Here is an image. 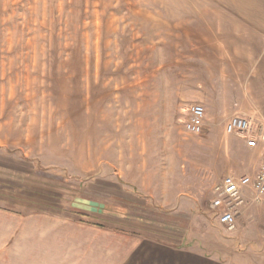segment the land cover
<instances>
[{
	"label": "rangeland",
	"instance_id": "rangeland-1",
	"mask_svg": "<svg viewBox=\"0 0 264 264\" xmlns=\"http://www.w3.org/2000/svg\"><path fill=\"white\" fill-rule=\"evenodd\" d=\"M263 12L264 0H0V264H220L224 246L242 251L211 201L263 152L224 131L244 111L264 128L251 96L264 103V82L249 86L264 35L243 22ZM197 103L204 129L188 133Z\"/></svg>",
	"mask_w": 264,
	"mask_h": 264
},
{
	"label": "built area",
	"instance_id": "built-area-1",
	"mask_svg": "<svg viewBox=\"0 0 264 264\" xmlns=\"http://www.w3.org/2000/svg\"><path fill=\"white\" fill-rule=\"evenodd\" d=\"M204 118L205 107L199 103L192 105L184 122V130L200 134L204 129ZM224 131L226 134L245 137L249 146H255L257 141L264 140V128L257 132L254 120L241 114L232 115L226 121ZM244 188H251L255 199L264 196V150L260 166L253 175L227 176L214 188L215 197L211 201V207L218 211L220 224L229 231L236 227V219L240 213L239 205L244 202L242 196Z\"/></svg>",
	"mask_w": 264,
	"mask_h": 264
},
{
	"label": "crops",
	"instance_id": "crops-1",
	"mask_svg": "<svg viewBox=\"0 0 264 264\" xmlns=\"http://www.w3.org/2000/svg\"><path fill=\"white\" fill-rule=\"evenodd\" d=\"M262 16H260V18L258 20H255V18L250 17V16H244L243 18V22H248V23H257L260 26V30L263 32L264 35V12L262 13ZM246 19V20H245ZM257 19V18H256ZM253 21V22H252ZM261 41H260V50L263 51L264 53V36L260 37ZM239 40V39H238ZM245 43V41H243V44ZM264 82V59L261 63H259V66L257 68V73L255 74V77L253 79L249 80V86H251L256 93V90H258L259 85L262 87V83ZM254 98V102L257 103L258 108L262 111H264V103H261L259 101V98L257 97V93L254 96L253 94L251 95ZM235 114H241L247 117H251L253 119V117L251 116V112L250 111H244L243 113H235ZM261 116H264L261 114ZM258 142V141H257ZM244 146L247 144L246 142V138L245 140H243L242 143ZM264 150V147H263ZM257 165H255L253 171L248 174H242V175H253L259 168L260 163H261V159H262V151H257ZM242 196L244 199V202H246V204L248 205L250 203V201L256 202L255 200H253V196H254V192L252 191L251 188H244L242 190ZM242 203V204H243ZM246 205V207H247ZM250 205V213L253 214L255 212L258 211H262L264 209V196L261 197L260 201L258 203L255 204H249ZM240 214V213H239ZM251 214H247L244 218H246L247 223L246 224H238V228L234 229V232L237 231L236 233V237L243 243H246V246L244 247V249L240 252L235 251V249L231 247H223L221 250V255L223 257H225L226 259H223L221 261L220 264H264V241L261 240L260 237H262L263 235V226H264V214L262 215V220L263 223L261 225H250V221L249 217L251 216ZM239 216V215H238ZM240 217V216H239ZM237 217V218H239ZM237 221V219H236ZM254 226L259 233V237L258 239L255 238L254 234L252 233V228L254 229ZM116 231V230H114ZM233 231V230H232ZM118 233H121L124 231H116ZM249 234H246V233ZM264 236V235H263ZM232 240V239H231ZM237 240V239H236ZM230 241V240H229ZM170 242V241H169ZM173 244H175L178 248H182V247H186L183 245V242H178L177 241H173L171 242ZM192 242H190L189 246H192ZM206 264H214V258H206L205 260ZM216 264H218L217 262H215ZM190 264H196V262H192Z\"/></svg>",
	"mask_w": 264,
	"mask_h": 264
},
{
	"label": "trees",
	"instance_id": "trees-1",
	"mask_svg": "<svg viewBox=\"0 0 264 264\" xmlns=\"http://www.w3.org/2000/svg\"><path fill=\"white\" fill-rule=\"evenodd\" d=\"M117 231H121V230H117Z\"/></svg>",
	"mask_w": 264,
	"mask_h": 264
}]
</instances>
